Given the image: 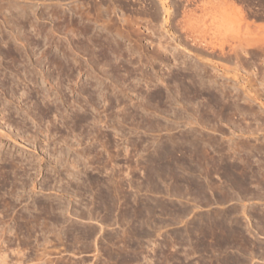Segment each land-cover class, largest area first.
I'll return each mask as SVG.
<instances>
[{"label": "rangeland", "instance_id": "1", "mask_svg": "<svg viewBox=\"0 0 264 264\" xmlns=\"http://www.w3.org/2000/svg\"><path fill=\"white\" fill-rule=\"evenodd\" d=\"M192 40L241 68L200 90ZM1 158L62 231L16 203L0 264H264V0H0Z\"/></svg>", "mask_w": 264, "mask_h": 264}, {"label": "bare ground", "instance_id": "2", "mask_svg": "<svg viewBox=\"0 0 264 264\" xmlns=\"http://www.w3.org/2000/svg\"><path fill=\"white\" fill-rule=\"evenodd\" d=\"M157 1H159V0H153V2H155V3H157ZM196 25V24H195ZM199 26H200V24H198ZM202 25V24H201ZM211 25V24H210ZM210 25H209V27H210ZM219 25V24H218ZM217 25V26H218ZM221 25V24H220ZM192 26V25H191ZM207 27H208V25H207ZM222 27V26H221ZM198 28V27H197ZM206 28V27H205ZM223 28V27H222ZM226 28V27H225ZM196 29V28H195ZM203 29V28H202ZM202 29H200V30H202ZM208 29V28H207ZM206 29V30H207ZM213 29H214V27H213ZM224 29V28H223ZM190 30V29H189ZM212 30V29H211ZM225 30V29H224ZM233 30V29H232ZM191 31H193V30H191ZM190 31V32H191ZM214 31V30H213ZM199 32V31H198ZM226 32H227V30H226ZM229 32V31H228ZM231 32H233V31H231ZM236 32V31H235ZM195 33H197V32H195ZM200 33V32H199ZM207 33V32H206ZM223 33H225V32H223ZM201 34V33H200ZM208 34V33H207ZM211 34V33H210ZM216 34V33H215ZM220 34H221V32H220ZM219 34V35H220ZM227 34V33H226ZM202 35L203 34H201V37H202ZM197 36H198V33H197ZM203 36H205V35H203ZM213 36V35H212ZM211 36V37H212ZM223 36V35H222ZM200 36H198V38H199ZM218 37V36H217ZM231 37V36H230ZM197 38V37H196ZM196 39V40H199V39ZM209 38V37H208ZM187 38H185V40H186ZM195 39V38H194ZM204 39V38H203ZM203 39H201V40H203ZM220 39V38H219ZM196 40H192L193 42H194V44L195 43H197V41ZM204 41V40H203ZM206 41V40H205ZM235 41V40H234ZM237 41H239V39L237 40ZM187 42V41H186ZM201 43H202V41H200ZM208 42L209 41H207V43H203L204 45H202V47L204 48V50H206L205 51V55L207 56L206 57V59H204L202 62H203V64H201V65H198V63H196V70H194L195 71V73H193L194 75H195V77L197 76L198 77V82H199V84L198 83H196V86H197V84L198 85H201L200 87H199V89L201 88V87H205L204 85L206 84V83H215V82H217L218 81V77L219 76H221V74L219 73V71L216 69V71H213V70H215V68H217V67H222V68H224V70H226V72L228 73V68H230V67H228L229 65H231V64H235V66L234 67H232L231 68V70H234V71H236L237 69H239V68H241L240 67V64L238 65V64H236V62H237V60H236V62H235V60L234 59H236L237 58V55H238V51H236L235 50V48L234 47H228L227 48V46H226V48H225V46L223 45V44H218V46L216 45L215 46V44L216 43H212V44H210L211 42H209V44H208ZM230 42V41H229ZM243 42V41H242ZM187 44V43H186ZM191 44V43H190ZM200 45V43H199V41H198V43L197 44H195V45ZM244 44H245V42H244ZM201 45L199 46V47H201ZM209 45V46H208ZM231 45V44H230ZM235 45H236V43H235ZM240 45H241V43H240ZM237 46V45H236ZM196 47V48H195ZM194 48H195V50H199L197 47L198 46H195ZM243 47V46H242ZM191 48H193V46L191 47ZM203 48H201V50L203 49ZM260 48V47H259ZM263 48V47H262ZM258 49V48H257ZM109 50V49H108ZM200 51V50H199ZM253 51V50H252ZM259 51V50H258ZM203 51H201L200 53H202ZM199 53V54H200ZM243 53V52H242ZM253 53V52H252ZM203 54V53H202ZM241 54V53H240ZM239 54V55H240ZM238 55V56H239ZM253 55V54H252ZM203 56V55H202ZM205 57V56H204ZM240 57V56H239ZM238 57V58H239ZM241 58V57H240ZM202 60V59H201ZM197 61H199V60H197ZM240 61V60H239ZM201 62V61H200ZM243 62H245V61H243ZM211 63V64H210ZM213 63H214V65H213ZM229 64V65H228ZM209 66L210 68H208L207 66ZM192 66V65H191ZM215 67V68H214ZM242 67H244V66H242ZM192 68V67H191ZM192 69H194V68H192ZM211 71H213V72H211ZM245 71V70H244ZM191 72V71H190ZM225 72V71H224ZM236 73V72H235ZM251 73V72H250ZM186 74H188V73H186ZM186 74H181V75H186ZM191 73H189V75H190ZM192 74V76H193V80H194V75ZM226 74V73H225ZM256 74V73H255ZM179 75V74H178ZM188 75V76H189ZM177 75H175V77H176ZM249 76H250V74H249ZM181 77V76H180ZM185 77V76H184ZM191 77V76H190ZM196 77V78H197ZM187 78V77H186ZM189 78V77H188ZM232 78H236V75H232ZM259 78V77H258ZM176 79H177V77H176ZM182 79V78H181ZM191 79V80H192ZM175 80V79H174ZM189 80V79H188ZM190 80V81H191ZM192 80V81H193ZM196 80V79H195ZM236 80V79H235ZM224 81V80H223ZM222 81V82H223ZM254 81V80H253ZM184 82H185V80H184ZM251 82V81H250ZM249 82V83H250ZM193 84H194V81L192 82ZM218 83H220V82H218ZM228 83H229V81H228ZM254 83V82H253ZM187 84V83H186ZM204 84V85H203ZM224 84V83H223ZM232 84V83H231ZM234 84V83H233ZM236 85H237V83H235ZM234 84V85H235ZM188 85H189V83H188ZM203 85V86H202ZM222 85V84H221ZM236 85H235V87L234 88H236ZM259 85V84H258ZM225 86V85H224ZM189 87H191V86H188V88ZM259 87V86H258ZM245 88V87H244ZM261 88V87H260ZM202 89V88H201ZM200 89V90H201ZM245 89H247V88H245ZM259 89V88H258ZM209 90V89H208ZM237 90V89H236ZM257 90V89H256ZM222 92H223V90H221ZM260 91V90H259ZM263 91V90H262ZM211 92V91H210ZM224 92H226V91H224ZM245 92H246V90H245ZM248 92V91H247ZM197 93V92H196ZM194 94V93H193ZM204 94V93H203ZM217 94V93H216ZM223 94H225V93H223ZM235 94V93H234ZM246 94V93H245ZM192 95V93L190 94V96ZM201 95V94H200ZM222 95V94H221ZM228 95V94H227ZM231 95V94H230ZM247 95V94H246ZM186 96V95H185ZM189 96V97H190ZM205 96V95H204ZM210 96V95H209ZM247 96H249V95H247ZM225 98V97H224ZM251 98V97H250ZM203 99V98H202ZM204 99L206 100V98L204 97ZM217 99V98H216ZM189 101V100H188ZM195 101V100H194ZM215 101V100H214ZM217 101V100H216ZM249 101V100H248ZM190 102H192V101H190ZM178 103V102H177ZM194 103H196V102H194ZM184 104V103H183ZM190 104V103H189ZM222 105V104H221ZM225 106V105H224ZM196 107L197 106H195V109H196ZM217 107V106H216ZM219 107V106H218ZM201 108V107H200ZM185 109V108H184ZM214 109V108H213ZM222 109V108H221ZM236 109V108H235ZM234 109V110H235ZM233 110V111H234ZM217 111V110H216ZM229 111V110H228ZM221 112V111H220ZM226 112V111H225ZM231 112V111H230ZM176 113V112H175ZM222 113V112H221ZM194 114V113H193ZM229 114H231V113H229ZM240 114V113H239ZM188 115H190V114H188ZM192 115V114H191ZM207 115V114H206ZM173 116V115H172ZM178 116H179V114H178ZM182 116V115H181ZM203 116V115H202ZM201 116V117H202ZM214 116V115H213ZM216 116V115H215ZM187 117H190V116H187ZM200 117V116H199ZM198 117V118H199ZM211 117V116H210ZM209 117V118H210ZM222 117V116H221ZM212 118V117H211ZM219 118V117H218ZM217 118V119H218ZM205 119V118H204ZM204 119H203V121H204ZM220 119V118H219ZM225 119H227V117L225 118ZM222 120V119H221ZM202 121V120H201ZM200 121V122H201ZM206 121V120H205ZM225 121V120H224ZM233 121V120H232ZM194 122V121H193ZM230 122V121H229ZM191 123V122H190ZM197 123H198V119H197ZM196 123V124H197ZM205 123V122H204ZM236 123V122H235ZM193 124V123H192ZM206 125H207V123H205ZM214 124V123H213ZM187 125V124H186ZM209 125H210V123H209ZM239 125V124H238ZM195 126V125H194ZM200 126V125H199ZM228 126V125H227ZM191 127V126H190ZM216 127V126H215ZM164 128V127H163ZM230 128V127H229ZM235 128H236V126H235ZM205 129V128H204ZM222 129V128H221ZM224 129V128H223ZM228 129V128H227ZM214 130V129H213ZM196 131V130H195ZM232 131V130H231ZM190 132H191V130H190ZM225 132H227V130H225ZM230 132V131H229ZM185 133H187V131L185 132ZM199 133V132H198ZM197 133V134H198ZM219 133V132H218ZM232 133V132H231ZM196 135V134H195ZM224 135V134H223ZM230 135V134H229ZM188 136V135H187ZM196 137V136H195ZM200 137H202V136H200ZM10 138V137H9ZM191 138V137H190ZM230 138V137H229ZM182 139V138H181ZM193 139V138H192ZM199 139V138H198ZM196 140V139H195ZM204 141V140H203ZM210 141V140H209ZM208 141V142H209ZM235 141V140H234ZM190 142V141H189ZM219 142V141H218ZM196 143V142H195ZM209 143H211V142H209ZM239 144V143H238ZM244 144V143H243ZM249 144V143H248ZM251 144V143H250ZM249 144V145H250ZM190 145V144H189ZM205 145V144H204ZM207 145V144H206ZM213 145V144H212ZM236 145V144H235ZM195 146V145H194ZM210 146V145H209ZM214 146V145H213ZM233 146V145H232ZM239 146V145H238ZM248 146V145H247ZM196 147V146H195ZM207 147V146H206ZM235 147V146H234ZM169 148V147H168ZM191 148V147H190ZM197 148V147H196ZM239 148H240V146H239ZM238 148V149H239ZM257 148V147H256ZM184 149V148H183ZM194 149V148H193ZM221 149V148H220ZM237 149V148H236ZM180 150V149H179ZM203 150V149H202ZM64 151V150H63ZM167 151V150H166ZM183 151V150H182ZM195 152H196V149L194 150ZM235 152V151H234ZM60 153H62V152H60ZM204 153V152H203ZM203 153H202V155H203ZM185 154V153H184ZM190 154H191V152H190ZM5 155V154H4ZM168 155V154H167ZM7 156H9V155H7ZM29 156V155H28ZM196 156V155H195ZM200 156V155H199ZM3 157V156H2ZM10 157V156H9ZM181 157V156H180ZM5 158H7V157H5ZM5 158H1L0 160H2V161H0V164H2L1 162H4V160L3 159H5ZM172 158V157H171ZM9 159H12V158H9ZM195 159V158H194ZM205 159V158H204ZM245 159V158H244ZM6 160H8V159H6ZM247 160V159H246ZM60 161V160H59ZM207 161V160H206ZM11 162V161H10ZM175 162V161H174ZM190 162V161H189ZM203 162V161H202ZM13 163V162H12ZM178 163V162H177ZM197 163V162H196ZM232 163V162H231ZM11 164V163H10ZM9 163H3L2 165L3 166H1L2 168L1 169H5V167H8L9 165H10ZM27 164V163H26ZM204 164H205V161H204ZM208 164V163H207ZM206 164V165H207ZM181 165V164H180ZM195 165V164H194ZM211 166V165H210ZM9 167H12V166H9ZM181 167V166H180ZM185 167V166H184ZM193 167V166H192ZM231 167V166H230ZM238 167V166H237ZM241 167V166H240ZM188 168V167H187ZM213 168V167H212ZM211 168V169H212ZM202 169V168H201ZM223 169H225V168H223ZM231 169V168H230ZM9 170H10V168L8 169V168H6V174L4 175V176H2L1 178V180L2 181H0V216H2V217H4V216H8L10 213H13L12 211H14L15 210V207H16V205L19 203L20 204V207H18L19 209H18V211L20 210V213H19V215H17V216H19L21 219H19L20 221H15V223H17L16 224V226H18L22 231H24L25 232V236H23V238L25 237V239H26V237H28L27 235H29L30 234V232H32V233H34V231H36L37 232V230L38 231H40V233H38L37 235H38V237L40 238V236H41V238H42V236H43V241H41V243L43 242V245L45 244V243H47V242H49V240H48V237H47V235L49 234V235H51V233H53L54 235H52V236H55L58 240L60 239V231H62V230H60L59 228L57 229V228H55L59 223V216H57L56 215V210H61V207H62V203H60V201H59V198H57V197H50L51 199H50V201H49V203L47 204V202L46 201H44V203L42 202V199H41V201H36V200H31V203H33L32 204V209L30 208L29 209V207L27 208L26 206H28V205H26V202H24V204H22V201L24 200L25 201V199H23L24 198V194H26V192H30L31 194V196H32V194H34V193H36V192H40V190H41V188H37V186H34V184H29V185H27V184H14V183H12V184H10V180H9V178L11 177L9 174H7V173H9ZM13 170V169H12ZM227 170H229L228 168H227ZM213 171V170H212ZM211 171V172H212ZM235 171V170H234ZM236 171H237V169H236ZM0 172H1V170H0ZM2 172H4V171H2ZM27 172V171H26ZM207 172V171H206ZM203 173V172H202ZM208 173V172H207ZM255 173V172H254ZM1 175H3V174H1ZM244 175V174H243ZM14 176V175H13ZM248 176V175H247ZM229 177V176H228ZM243 177V176H242ZM249 177V176H248ZM236 178V177H235ZM247 178V177H246ZM233 179V178H232ZM233 181V180H232ZM240 182V181H239ZM243 183H245V182H243ZM242 184V183H241ZM30 185H31V187H30ZM27 186H29V188L27 187ZM26 187L28 188V189H26ZM35 189H38V191L37 190H35ZM37 194V193H36ZM23 196V197H22ZM35 196V195H34ZM30 197V196H29ZM37 197V196H36ZM32 198V197H31ZM39 198V197H38ZM37 198V200H39ZM36 199V198H35ZM41 202V203H40ZM17 203V204H16ZM43 203V204H42ZM16 204V205H15ZM18 204V205H19ZM35 207V208H34ZM17 209V208H16ZM18 211H17V213H14V218L16 217L15 215L16 214H18ZM2 217H1V219H2ZM49 218V220H51V226H53L52 228H53V231H52V229H50L49 227L47 228V226H46V221H45V219L46 218ZM7 218V217H6ZM4 219L3 218V220H4V222H3V220H2V222L3 223H5V222H8V224H10L9 223V221L8 220H10V219ZM8 218H10V217H8ZM13 218V219H14ZM17 218V217H16ZM12 219V222H14V220ZM5 220H7V221H5ZM1 223V222H0ZM3 223H1V225H3L2 227H1V235H0V238H3V236L2 235H4V238L6 237V233H8L9 231H11V229L13 230V226H15V225H13V224H15V223H11L12 224V227L10 228L8 225H6V226H4L5 224H7V223H5V224H3ZM18 227L16 228V229H18ZM19 230V229H18ZM20 230V231H21ZM14 231V230H13ZM46 232L48 233L47 235H45L46 234ZM23 233V232H22ZM69 233V232H68ZM71 233H72V229H71ZM71 233H69L70 234V236L72 235ZM76 234V233H75ZM74 234V235H75ZM34 235H35V233H34ZM33 234H32V236H34ZM48 235V236H49ZM64 235H66V234H64ZM73 235V236H74ZM2 236V237H1ZM7 236H9V235H7ZM67 236H68V234H67ZM72 236V237H73ZM36 238H37V236H35ZM34 237V238H35ZM47 237V238H46ZM75 237V236H74ZM73 237V238H74ZM8 238H10V237H8ZM8 238H6L7 240H8ZM29 238H30V236H29ZM33 238V239H34ZM38 238V241L39 240H41V238L39 239ZM31 239H32V237H31ZM32 239V240H33ZM2 240V239H1ZM10 240V239H9ZM48 240V241H47ZM53 240V239H52ZM25 241H27V243H28V239L27 240H25ZM25 241H23L24 243H25ZM35 241H36V239H35ZM34 241V242H35ZM10 242V241H9ZM40 242V241H39ZM73 242L75 243V238L73 239ZM51 243V242H50ZM26 244V243H25ZM36 244V243H35ZM40 244V243H39ZM49 244V243H48ZM8 245V244H7ZM28 245V244H27ZM32 245H34V243L32 244ZM37 245V244H36ZM6 246V245H5ZM35 246V245H34ZM41 246H42V244H41ZM49 246V245H48ZM50 246H51V244H50ZM32 248H33V246H31ZM40 247V246H39ZM43 247V246H42ZM46 248H47V245L45 246ZM1 248V247H0ZM7 248V247H6ZM27 249H30V247L29 248H27ZM48 249V248H47ZM12 250V249H11ZM50 251V250H49ZM14 253V252H13ZM19 253V252H18ZM30 253H33L32 251L30 252L29 251V255L27 254L26 256H28L29 258L31 257L30 255H32V254H30ZM4 255H5V253H3ZM35 255L32 257V258H35L36 256L38 257L39 255L37 254L36 255V252L34 253ZM21 255V254H20ZM41 255H43V252H41ZM46 257L47 255H43V257ZM20 257V256H19ZM16 258H17V255H16ZM40 258V257H39ZM4 259V258H3ZM38 259V258H37ZM40 260V259H39ZM47 260H49L48 258H47ZM46 260V262H45V264L46 263H48V262H50V261H47ZM45 260H43V261H41L42 262V264H44L43 262H44ZM41 262H39V263H41ZM122 262V261H121ZM38 263V262H37ZM36 263V264H37ZM38 263V264H39ZM124 263V262H123ZM122 263V264H123ZM2 264H6V262L5 263H2ZM16 264V263H15Z\"/></svg>", "mask_w": 264, "mask_h": 264}]
</instances>
